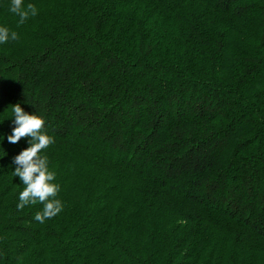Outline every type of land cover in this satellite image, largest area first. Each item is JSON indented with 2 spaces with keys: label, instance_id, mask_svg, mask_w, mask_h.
Returning a JSON list of instances; mask_svg holds the SVG:
<instances>
[{
  "label": "trees",
  "instance_id": "16d2710c",
  "mask_svg": "<svg viewBox=\"0 0 264 264\" xmlns=\"http://www.w3.org/2000/svg\"><path fill=\"white\" fill-rule=\"evenodd\" d=\"M0 0V264H264V0ZM45 120L63 210L17 209L11 105Z\"/></svg>",
  "mask_w": 264,
  "mask_h": 264
},
{
  "label": "clouds",
  "instance_id": "9594fccd",
  "mask_svg": "<svg viewBox=\"0 0 264 264\" xmlns=\"http://www.w3.org/2000/svg\"><path fill=\"white\" fill-rule=\"evenodd\" d=\"M10 12L19 16V24H23L30 17L38 15L35 5L29 3L24 6L23 0H11ZM19 39L15 31L0 26V44ZM13 112V127L7 136L9 143H18L22 138H28L29 146L13 158L15 165L14 176L19 177L24 185L18 197L17 209L26 206L42 204V211L35 214L34 219L44 223L46 219L57 216L63 210V203L57 198L60 185L54 183L56 173L49 168V161L42 151L55 143V138L45 131L43 117L24 111L19 103L11 105Z\"/></svg>",
  "mask_w": 264,
  "mask_h": 264
}]
</instances>
